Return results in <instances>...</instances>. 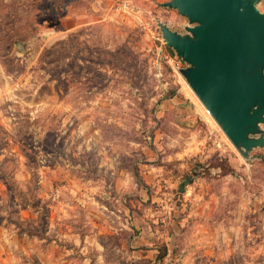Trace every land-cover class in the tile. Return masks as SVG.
<instances>
[{"label": "rangeland", "instance_id": "obj_1", "mask_svg": "<svg viewBox=\"0 0 264 264\" xmlns=\"http://www.w3.org/2000/svg\"><path fill=\"white\" fill-rule=\"evenodd\" d=\"M167 1L0 0V264H264V147L189 85Z\"/></svg>", "mask_w": 264, "mask_h": 264}, {"label": "water", "instance_id": "obj_2", "mask_svg": "<svg viewBox=\"0 0 264 264\" xmlns=\"http://www.w3.org/2000/svg\"><path fill=\"white\" fill-rule=\"evenodd\" d=\"M260 0H170L191 26L160 23L168 47L189 64V85L224 133L248 157L264 147V12ZM193 181L188 176L180 191Z\"/></svg>", "mask_w": 264, "mask_h": 264}, {"label": "trees", "instance_id": "obj_3", "mask_svg": "<svg viewBox=\"0 0 264 264\" xmlns=\"http://www.w3.org/2000/svg\"><path fill=\"white\" fill-rule=\"evenodd\" d=\"M168 50L171 52V53H173L174 54V52H173V50L171 49V48H168ZM230 170V172L232 173L233 172V168H231V169H229Z\"/></svg>", "mask_w": 264, "mask_h": 264}]
</instances>
